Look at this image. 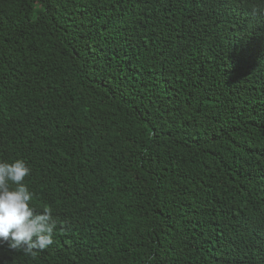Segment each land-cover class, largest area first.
<instances>
[{"label":"trees","instance_id":"trees-1","mask_svg":"<svg viewBox=\"0 0 264 264\" xmlns=\"http://www.w3.org/2000/svg\"><path fill=\"white\" fill-rule=\"evenodd\" d=\"M52 210L0 264H264V0H0V161Z\"/></svg>","mask_w":264,"mask_h":264},{"label":"clouds","instance_id":"clouds-1","mask_svg":"<svg viewBox=\"0 0 264 264\" xmlns=\"http://www.w3.org/2000/svg\"><path fill=\"white\" fill-rule=\"evenodd\" d=\"M30 173L23 159L0 161V243L35 256L54 243L57 222L50 208L33 206L34 193L24 183Z\"/></svg>","mask_w":264,"mask_h":264}]
</instances>
